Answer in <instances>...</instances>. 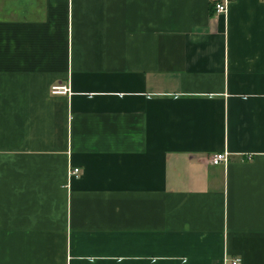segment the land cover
<instances>
[{
  "label": "crops",
  "instance_id": "0c3cea01",
  "mask_svg": "<svg viewBox=\"0 0 264 264\" xmlns=\"http://www.w3.org/2000/svg\"><path fill=\"white\" fill-rule=\"evenodd\" d=\"M221 1L0 0V264H264V0Z\"/></svg>",
  "mask_w": 264,
  "mask_h": 264
},
{
  "label": "built area",
  "instance_id": "2783aa9c",
  "mask_svg": "<svg viewBox=\"0 0 264 264\" xmlns=\"http://www.w3.org/2000/svg\"><path fill=\"white\" fill-rule=\"evenodd\" d=\"M231 0H222L221 2L217 3L215 5V12L219 14H225L227 13L228 4ZM68 92V89L66 86H55L52 88L53 94H66ZM228 161V155L227 153H221L216 154L211 158L212 164H221V163H227ZM81 175V170L79 168H71L69 171V180L79 178ZM240 259H230L225 257L222 263L220 264H240Z\"/></svg>",
  "mask_w": 264,
  "mask_h": 264
}]
</instances>
